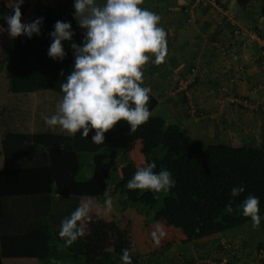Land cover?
Listing matches in <instances>:
<instances>
[{
	"label": "trees",
	"instance_id": "obj_1",
	"mask_svg": "<svg viewBox=\"0 0 264 264\" xmlns=\"http://www.w3.org/2000/svg\"><path fill=\"white\" fill-rule=\"evenodd\" d=\"M14 2L0 0V38L8 33L4 18L12 14ZM29 9L30 23L43 19L40 35L17 37L0 58L6 88L0 106L5 160L0 171V264L7 259L27 264H122V249H128L133 264H139L169 248L253 225L240 207L249 194L259 198L264 218L262 149L206 144L159 116H151L135 131L121 121L105 133L100 145L91 143L95 130L87 139L77 133L74 141L84 143L85 155L77 147L68 149V139L7 131L5 115L12 97L48 90L62 98L59 86L70 73L74 56L67 42L62 61L49 58L54 24L69 22L74 41L79 45L84 39L74 15L64 13L59 3L24 0L22 18ZM148 107L150 111L155 107L151 97ZM39 144L46 150L40 151ZM151 162L157 165L155 171L172 173L175 187L167 193L128 190L126 184L137 169ZM240 185L245 191L232 197V188ZM52 195L77 197L79 207L89 209L90 219L80 238L81 255L67 251L51 231L47 216ZM106 201H111L110 208ZM260 248L264 241L256 253Z\"/></svg>",
	"mask_w": 264,
	"mask_h": 264
},
{
	"label": "crops",
	"instance_id": "obj_2",
	"mask_svg": "<svg viewBox=\"0 0 264 264\" xmlns=\"http://www.w3.org/2000/svg\"><path fill=\"white\" fill-rule=\"evenodd\" d=\"M187 1L144 0L141 5L161 16L167 32L165 61L159 65L150 62L143 68V86L152 89L150 97L155 101L152 116L159 108V117L167 124L180 127L189 137L206 144L264 150V55L258 45L246 43L252 30L264 38V0H211V5L194 11L193 22L189 25L185 24L183 17ZM53 2L59 3L64 13L74 15L75 0ZM221 9H230L237 14L236 23L241 34L233 43L230 42V25L220 19ZM31 21L32 10L29 9L21 22L27 24ZM15 39L9 32L0 38V58ZM173 75L193 82L184 93L175 94V86L171 83ZM5 97L4 74L1 72L0 106ZM232 98L245 100L255 109H243L231 102ZM60 100L48 90L12 97L5 115L7 131L68 139V149L77 147L75 150L85 155L87 152L82 141L75 143L73 135L47 127L42 119V114H56ZM1 141L0 137V171L5 168ZM38 147L40 151L46 150L40 144ZM87 176L86 172L83 173V178ZM61 205L72 213L79 207V198L51 196L47 221L53 235L55 231L59 233L56 208ZM67 215L71 214L68 212ZM263 241L264 222L259 228L247 225L234 233L169 248L139 264H260L256 251ZM3 262L27 264L8 259Z\"/></svg>",
	"mask_w": 264,
	"mask_h": 264
},
{
	"label": "clouds",
	"instance_id": "obj_3",
	"mask_svg": "<svg viewBox=\"0 0 264 264\" xmlns=\"http://www.w3.org/2000/svg\"><path fill=\"white\" fill-rule=\"evenodd\" d=\"M24 0H15L11 15L4 18L12 38L40 35L42 18L32 23H22L21 8ZM144 0H75L74 18L84 30V39L77 44L69 22L57 21L49 34L51 44L48 56L63 60L64 44L71 42L74 64L60 84L62 98L56 114L43 115L45 125L60 129L73 136L87 139L95 130L91 143L104 144L105 133L113 130L121 121L132 131L147 123L152 116L149 101L152 89L143 86L145 65H159L167 55V32L161 16L142 7ZM63 76L64 74L61 73ZM155 162L137 169L126 188L167 193L175 187L172 173L166 169L155 171ZM243 185L233 187L231 196L243 193ZM259 198L249 194L240 206L242 213L250 217L253 227L259 228ZM105 205L110 208L111 201ZM233 209L231 204L227 211ZM90 219L87 206L77 207L69 217L61 221L59 236L65 246L83 237L85 221ZM122 264H133L128 249L121 250Z\"/></svg>",
	"mask_w": 264,
	"mask_h": 264
},
{
	"label": "built area",
	"instance_id": "obj_4",
	"mask_svg": "<svg viewBox=\"0 0 264 264\" xmlns=\"http://www.w3.org/2000/svg\"><path fill=\"white\" fill-rule=\"evenodd\" d=\"M45 1H58V0H45ZM211 0H188L184 13H185V24L189 25L193 22V14L194 11L198 8H206L211 5ZM220 19L221 21H226L230 25V34L231 39L230 42L233 43L235 39L240 37L241 31L237 26V14L235 11L230 9H221L220 10ZM246 43H255L261 50V53L264 55V38L259 36L255 31H250L248 33ZM192 79H181L177 75H173L171 79V83L175 86L173 92L175 94H182L186 91L188 85L192 83ZM231 102H236L240 107L246 110H254L255 107L251 105L249 102L245 100H235L231 99ZM256 259L260 264H264V248H260L256 253Z\"/></svg>",
	"mask_w": 264,
	"mask_h": 264
},
{
	"label": "rangeland",
	"instance_id": "obj_5",
	"mask_svg": "<svg viewBox=\"0 0 264 264\" xmlns=\"http://www.w3.org/2000/svg\"><path fill=\"white\" fill-rule=\"evenodd\" d=\"M51 2L54 3L53 1H51ZM2 78H3V77H2ZM159 112H160L159 108H156V111L153 112V113H154L153 116H161ZM28 114H30V112H29ZM0 158H1V160H2L1 152H0ZM82 163H83V165L86 163V162H85V159L82 160ZM84 171H85V170H84ZM84 171H82V173H84ZM54 199H56V198H54ZM56 211H58V220H59V221L57 222L56 227H57L58 230L60 231L61 221L64 220L66 217H69V215H67V213L69 212V214H71V212L68 211L67 208H66L65 206H63V205L58 206V207L56 208ZM55 235H56V237L58 238L59 233L55 231ZM58 239H59V238H58ZM59 240L61 241V242H60L61 246H63V247H64L67 251H69L70 253H72V254H76V255H81V254H82V249H81V244H80V238L77 239V241H75L72 245L67 246V247L65 246L64 239H59ZM20 264H22V263H20Z\"/></svg>",
	"mask_w": 264,
	"mask_h": 264
}]
</instances>
